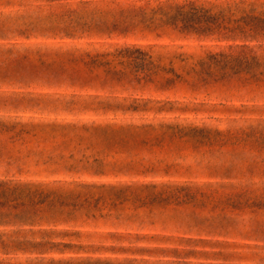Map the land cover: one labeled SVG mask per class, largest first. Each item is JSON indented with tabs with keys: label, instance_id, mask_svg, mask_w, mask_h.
<instances>
[{
	"label": "rangeland",
	"instance_id": "374dc122",
	"mask_svg": "<svg viewBox=\"0 0 264 264\" xmlns=\"http://www.w3.org/2000/svg\"><path fill=\"white\" fill-rule=\"evenodd\" d=\"M187 1L208 9L189 25L174 9ZM247 4L264 18V0H0L1 123L177 126L157 130L161 145L136 158L101 133L0 130V183L73 194L64 207L30 210L26 225H0V263L264 264V73L252 78L212 58L230 45H264V31L226 38L197 29L213 28L220 11L234 26L236 5ZM130 161L139 167L120 168ZM141 185L197 193L179 204L117 194ZM42 237L66 246L40 255L2 245ZM138 247L167 252L120 250Z\"/></svg>",
	"mask_w": 264,
	"mask_h": 264
},
{
	"label": "trees",
	"instance_id": "16d2710c",
	"mask_svg": "<svg viewBox=\"0 0 264 264\" xmlns=\"http://www.w3.org/2000/svg\"><path fill=\"white\" fill-rule=\"evenodd\" d=\"M244 4V3H239ZM238 4V5H239ZM174 9L180 13L185 25H189L188 16L193 12H207L203 6H197L195 1H187L181 5H175ZM224 10V9H223ZM228 10H233L228 8ZM235 12H241V16L235 21H231L234 26H225L221 23L224 18L220 15V11L217 15V22L212 28L211 26H200L197 29H202L205 32H214L219 37H229L230 35H243L246 37H253L261 34L264 31V18L260 16L253 15L254 8L253 4H247L246 8L239 9L236 5ZM65 15L75 16L74 20H80L82 16L80 13L75 11L67 10ZM264 13L261 14L263 16ZM220 18V21H219ZM202 18H200L201 20ZM197 22V19L194 24ZM224 22V21H223ZM72 22H69L62 31H69L70 25ZM199 23V22H197ZM230 23V21H229ZM200 25V24H197ZM216 64L222 65L223 68L235 70L236 73H246L251 75L252 78L256 77V74L252 72L255 71V68L262 69L261 73H264V45L258 47L249 46L247 44L241 45H230L226 48L225 52H220L212 56ZM138 106H128L125 110L136 111ZM20 126V132L23 130H39V129H53L59 131L66 130H82L84 132H89L90 134L101 133L103 142L110 146L112 149H116L121 154H125L129 157L136 158L139 155V152L144 149H152L155 146L161 145V141L157 140L158 137H155V133L160 129H169L176 130L177 126L169 125H152V124H125V125H91V126H82L77 127L75 125H49V124H13L9 125L7 123L0 122V130L2 132H10ZM29 132V131H27ZM179 133L182 132V129H179ZM117 167H119L117 165ZM139 167V164L135 161L127 162L120 166L121 169L127 168L129 170ZM156 185H141V186H126L117 190L119 198L127 200L128 198L133 199L134 201H147L150 203L154 202H168L174 200L177 204L183 202L185 199L189 198L191 195L197 193L195 189L194 193L191 192L190 187H173V186H161L157 189ZM73 198V194L59 193L56 190H48L42 187L41 185H13L7 183H0V225H14L15 221L22 222L23 225H26L24 221H30L29 212L30 210L39 211L41 207L45 209H55L61 208L68 205L70 200ZM11 208L17 210L20 216L13 215L12 213L4 212V209ZM43 208V209H44ZM61 213V212H60ZM50 221L49 218H47ZM46 234V232H43ZM3 247L5 248H16L22 251L31 250L37 254L43 255L48 253L50 250L58 249V247H65L60 243H52L48 240H45V237H42L39 241L33 240H20V241H11L8 243L2 242ZM120 250L131 251L134 254H144L150 256L154 254H159L162 256L163 253L167 252L166 250L160 248H128ZM177 253L176 251H173ZM177 257V256H176ZM182 258V257H177ZM44 259H41L42 263ZM71 259L67 260H55L48 259V264H58L60 262H70ZM39 262V264H41ZM89 262V261H88ZM103 264H192L184 260L179 259L178 261H150L146 258L139 259H124L117 262L103 261ZM2 264V263H0ZM90 264H101V260L93 261Z\"/></svg>",
	"mask_w": 264,
	"mask_h": 264
}]
</instances>
